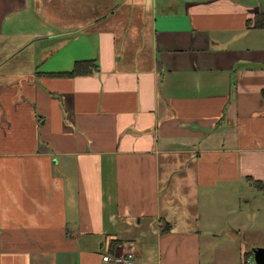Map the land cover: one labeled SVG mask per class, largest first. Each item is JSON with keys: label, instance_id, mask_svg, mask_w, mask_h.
Returning <instances> with one entry per match:
<instances>
[{"label": "crops", "instance_id": "1", "mask_svg": "<svg viewBox=\"0 0 264 264\" xmlns=\"http://www.w3.org/2000/svg\"><path fill=\"white\" fill-rule=\"evenodd\" d=\"M258 13L264 0H0V264L253 262ZM77 62L97 67L65 76Z\"/></svg>", "mask_w": 264, "mask_h": 264}, {"label": "trees", "instance_id": "2", "mask_svg": "<svg viewBox=\"0 0 264 264\" xmlns=\"http://www.w3.org/2000/svg\"><path fill=\"white\" fill-rule=\"evenodd\" d=\"M255 29H264V14L258 13L254 16V26ZM96 64L93 62H77L74 65V69L69 74L65 76H81L90 73L92 68H96ZM167 226V225H166ZM168 227V226H167Z\"/></svg>", "mask_w": 264, "mask_h": 264}, {"label": "built area", "instance_id": "3", "mask_svg": "<svg viewBox=\"0 0 264 264\" xmlns=\"http://www.w3.org/2000/svg\"><path fill=\"white\" fill-rule=\"evenodd\" d=\"M104 262L113 264H136V256L132 252L124 254L105 255L102 257ZM242 264H252L251 257H244Z\"/></svg>", "mask_w": 264, "mask_h": 264}, {"label": "water", "instance_id": "4", "mask_svg": "<svg viewBox=\"0 0 264 264\" xmlns=\"http://www.w3.org/2000/svg\"><path fill=\"white\" fill-rule=\"evenodd\" d=\"M251 252L255 264H264V248H253Z\"/></svg>", "mask_w": 264, "mask_h": 264}, {"label": "rangeland", "instance_id": "5", "mask_svg": "<svg viewBox=\"0 0 264 264\" xmlns=\"http://www.w3.org/2000/svg\"><path fill=\"white\" fill-rule=\"evenodd\" d=\"M252 263H253V264H255V263H254V260H253V262H252Z\"/></svg>", "mask_w": 264, "mask_h": 264}]
</instances>
